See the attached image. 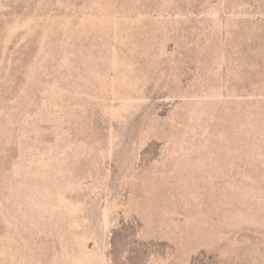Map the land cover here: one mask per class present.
<instances>
[{
  "label": "rangeland",
  "instance_id": "374dc122",
  "mask_svg": "<svg viewBox=\"0 0 264 264\" xmlns=\"http://www.w3.org/2000/svg\"><path fill=\"white\" fill-rule=\"evenodd\" d=\"M0 264H264V0H0Z\"/></svg>",
  "mask_w": 264,
  "mask_h": 264
}]
</instances>
